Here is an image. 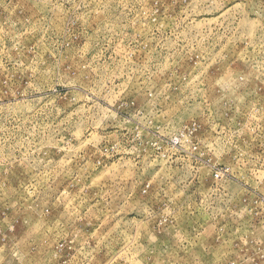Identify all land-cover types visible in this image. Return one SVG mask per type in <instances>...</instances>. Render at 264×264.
Instances as JSON below:
<instances>
[{
  "label": "rangeland",
  "instance_id": "obj_1",
  "mask_svg": "<svg viewBox=\"0 0 264 264\" xmlns=\"http://www.w3.org/2000/svg\"><path fill=\"white\" fill-rule=\"evenodd\" d=\"M0 264H264V0H0Z\"/></svg>",
  "mask_w": 264,
  "mask_h": 264
}]
</instances>
